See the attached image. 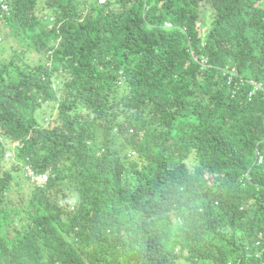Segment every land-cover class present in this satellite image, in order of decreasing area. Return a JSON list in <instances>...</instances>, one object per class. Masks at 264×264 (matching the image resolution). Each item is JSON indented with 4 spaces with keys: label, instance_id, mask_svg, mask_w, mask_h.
Here are the masks:
<instances>
[{
    "label": "trees",
    "instance_id": "16d2710c",
    "mask_svg": "<svg viewBox=\"0 0 264 264\" xmlns=\"http://www.w3.org/2000/svg\"><path fill=\"white\" fill-rule=\"evenodd\" d=\"M0 35V264H264V0H0Z\"/></svg>",
    "mask_w": 264,
    "mask_h": 264
},
{
    "label": "rangeland",
    "instance_id": "374dc122",
    "mask_svg": "<svg viewBox=\"0 0 264 264\" xmlns=\"http://www.w3.org/2000/svg\"><path fill=\"white\" fill-rule=\"evenodd\" d=\"M100 1H105V0H100ZM211 11L210 7H207L206 11V20H208V15L210 16ZM11 40L7 39L6 36L0 35V55H3L7 53V49L9 48V45L11 44ZM3 49V50H2ZM53 102L48 101L45 102L37 113V117L39 121H41L43 124L49 123V121L52 122V119L56 117V111L52 110ZM15 142H12V146H8V156L3 158V169L4 170H11L14 173V178H13V186L12 190L10 192L9 198L11 199L13 206L21 208V210H18V214L24 215L25 212L23 209L25 208V205L28 204L32 189L36 185V183L32 182L26 177V172H27V167L24 164V162L18 157V147H15L14 145ZM4 144V142H3ZM7 151V147H6ZM132 154H135V151L132 152ZM21 167V169L19 168ZM39 173V172H37ZM48 174V173H47ZM35 185V186H34ZM24 198L21 200V198ZM73 205V204H72ZM71 205V208L73 209V206Z\"/></svg>",
    "mask_w": 264,
    "mask_h": 264
},
{
    "label": "built area",
    "instance_id": "2783aa9c",
    "mask_svg": "<svg viewBox=\"0 0 264 264\" xmlns=\"http://www.w3.org/2000/svg\"><path fill=\"white\" fill-rule=\"evenodd\" d=\"M230 76H229V79H228V82H231L232 79H233V75H237L236 72L233 70V71H230ZM254 85V90H258V89H261L263 88V84L261 82H256L253 84ZM2 140H5V139H2ZM14 145H16L15 147H17L19 145L18 142H15ZM9 152V151H7ZM260 151L257 150V156H258V160L259 162H262L263 160V157L262 155H260ZM7 157L8 156V153L6 154ZM27 167V172H26V177L31 180L32 182L36 183V185L38 186H44V184H46V182L48 181V174L47 172H39L37 173L38 171L34 170L30 165H26ZM263 242L261 240H258L257 244L258 245H261Z\"/></svg>",
    "mask_w": 264,
    "mask_h": 264
}]
</instances>
